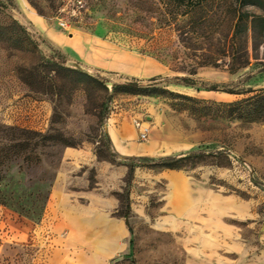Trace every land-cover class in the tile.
<instances>
[{
	"label": "rangeland",
	"instance_id": "rangeland-1",
	"mask_svg": "<svg viewBox=\"0 0 264 264\" xmlns=\"http://www.w3.org/2000/svg\"><path fill=\"white\" fill-rule=\"evenodd\" d=\"M81 1L0 0V26L15 19L32 38L0 35V264H85L88 247L51 228L48 202L66 148L123 161L106 129L118 114L193 147L176 169L192 177V205L185 217L170 212L166 181L155 177L166 155L127 157L115 213L125 219L130 205L127 247L102 264H264V120L226 106L264 88V29L238 26L240 13L264 11L237 0ZM71 63L109 90L64 70ZM133 80L165 90L113 92ZM206 189L223 206L209 205ZM229 197L253 203V218L228 215ZM213 212L225 216L214 222ZM231 234L247 247H231Z\"/></svg>",
	"mask_w": 264,
	"mask_h": 264
},
{
	"label": "crops",
	"instance_id": "crops-1",
	"mask_svg": "<svg viewBox=\"0 0 264 264\" xmlns=\"http://www.w3.org/2000/svg\"><path fill=\"white\" fill-rule=\"evenodd\" d=\"M137 118V115L118 114L107 123L111 146L122 162L100 160L92 147L65 149L61 168L52 186L48 216L51 228L55 232H67L68 240H72L71 233L80 234L83 244L88 247V257L80 258L81 263L102 264L127 247V222L115 215L121 206L119 193L130 171L125 161L127 157L179 156L193 148L182 140L150 133L146 141L140 140L135 123ZM155 177L166 181L168 191L165 199L170 212L185 217L192 205V177L176 169H160ZM202 196L211 206H223L225 202L218 189H206ZM227 202L231 206L228 215L243 220L253 218V203L236 197H229ZM214 212L211 215L214 222L225 216V213ZM231 235V247H247L237 235Z\"/></svg>",
	"mask_w": 264,
	"mask_h": 264
},
{
	"label": "trees",
	"instance_id": "trees-1",
	"mask_svg": "<svg viewBox=\"0 0 264 264\" xmlns=\"http://www.w3.org/2000/svg\"><path fill=\"white\" fill-rule=\"evenodd\" d=\"M177 3L182 4H191L195 6L202 5L208 0H174ZM242 7H255L264 11V0H237ZM2 9H5L4 6H0ZM245 21H250L251 28L254 33L258 31L259 28L264 29V16H259L255 14H246L240 13L238 16V26L240 27ZM247 27V25H246ZM6 33H13L16 36H19L21 42L32 44V38L28 29L19 23L17 20L12 19L10 24L4 27L0 26V35ZM12 40V38H9ZM16 45V44H14ZM18 47V46H17ZM64 70L75 74L76 76L82 78L84 81H87L89 84L93 85L97 89L109 90L108 84L106 81H101L96 77L73 69L64 68ZM151 81H155L152 79ZM165 89L158 87L155 84L149 83L144 84L142 81L133 80L125 81L121 83L113 84L114 93H127L133 95H152V94H161ZM245 94H249L247 97L237 100L234 103L227 104L226 106L231 109L234 113L237 114V117L246 121H258L264 120V88L260 89H251ZM192 157L191 154H184L179 156H167L159 164L162 169H183L186 164L185 162ZM132 170V169H131ZM130 205L127 206V211L123 215L128 224V216L130 212ZM131 230V228H130ZM132 242V241H131Z\"/></svg>",
	"mask_w": 264,
	"mask_h": 264
},
{
	"label": "built area",
	"instance_id": "built-area-1",
	"mask_svg": "<svg viewBox=\"0 0 264 264\" xmlns=\"http://www.w3.org/2000/svg\"><path fill=\"white\" fill-rule=\"evenodd\" d=\"M77 3L81 4L82 1L78 0ZM60 26L64 29H68V27H69L68 24L64 21L60 22ZM144 123L145 122L136 121V125L139 128V138L142 141H146L149 137V126H145Z\"/></svg>",
	"mask_w": 264,
	"mask_h": 264
},
{
	"label": "water",
	"instance_id": "water-1",
	"mask_svg": "<svg viewBox=\"0 0 264 264\" xmlns=\"http://www.w3.org/2000/svg\"><path fill=\"white\" fill-rule=\"evenodd\" d=\"M69 66L74 68V69H76V70H78V71L84 72V69L78 64L71 63V64H69Z\"/></svg>",
	"mask_w": 264,
	"mask_h": 264
}]
</instances>
